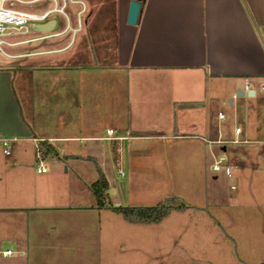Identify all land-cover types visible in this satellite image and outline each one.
<instances>
[{"label":"crops","instance_id":"1","mask_svg":"<svg viewBox=\"0 0 264 264\" xmlns=\"http://www.w3.org/2000/svg\"><path fill=\"white\" fill-rule=\"evenodd\" d=\"M80 1L68 6L72 28L84 9L79 30L0 50V264H116L118 217L96 208L98 173L77 162L107 155L106 141L118 161L146 140L154 155L225 151L220 108L264 100V0H140L134 25L131 0Z\"/></svg>","mask_w":264,"mask_h":264},{"label":"rangeland","instance_id":"2","mask_svg":"<svg viewBox=\"0 0 264 264\" xmlns=\"http://www.w3.org/2000/svg\"><path fill=\"white\" fill-rule=\"evenodd\" d=\"M16 5L33 8L38 4ZM53 17L61 23L62 16ZM248 97L239 98V103L246 105V99L250 107H236V96L235 102L229 100L220 108L225 116L220 123L227 140L225 151L219 144H213L212 150L202 144L192 152L181 146L180 153L154 155L152 145L156 142L146 140L144 147L148 150L137 154V160L131 162L124 151L123 159L118 161L112 144L106 141L107 155L98 154L96 162H77L88 165L98 176L100 171L104 173L112 190L109 191L112 203L153 206L172 196L187 203L184 211L171 210L160 223L153 225L131 224L116 212V264H260L264 261V247L260 249L264 246V235L256 238L253 235L264 229V100L259 96ZM22 102L26 104L24 98ZM237 111L242 116L235 117ZM236 128L243 129L245 134L237 133ZM181 145L185 144L181 142ZM221 154L227 157L230 175L212 168ZM110 213L113 215L112 210ZM239 218L242 224L236 223Z\"/></svg>","mask_w":264,"mask_h":264},{"label":"built area","instance_id":"3","mask_svg":"<svg viewBox=\"0 0 264 264\" xmlns=\"http://www.w3.org/2000/svg\"><path fill=\"white\" fill-rule=\"evenodd\" d=\"M16 3H25V4H38L33 8H22L16 5ZM83 4L80 0H0V50L3 51L4 45H10L19 42H10L11 38L21 37L29 34L30 32L35 31L33 26L36 24L47 23L51 20L57 19L53 15H60L65 19V24L61 29H55V27L48 31L42 32L44 34L37 36L33 39H47L50 37L58 36L64 33L67 30L73 31V33L81 28L80 17L84 12V9L78 11V26L72 28L71 20L68 14L69 4ZM220 118L224 117L223 113L219 114ZM240 129L237 128V132ZM108 134L113 133V129L107 130ZM9 142L10 138L0 135V145L3 147L5 153H9ZM214 171L223 170L226 175L231 174V167L227 162V157L224 154H221L214 162L212 166ZM40 172H46V166H40L38 168ZM3 254L11 255L12 251H4Z\"/></svg>","mask_w":264,"mask_h":264},{"label":"trees","instance_id":"4","mask_svg":"<svg viewBox=\"0 0 264 264\" xmlns=\"http://www.w3.org/2000/svg\"><path fill=\"white\" fill-rule=\"evenodd\" d=\"M40 151L42 154L58 156L54 146L46 140L41 142ZM90 188L96 197V208H109L132 223H157L167 216L171 210H181L187 207V203L178 196L165 199L164 202L153 206H123L114 205L110 201L109 182L103 172H99L98 178L90 184ZM264 264V262L260 263Z\"/></svg>","mask_w":264,"mask_h":264},{"label":"water","instance_id":"5","mask_svg":"<svg viewBox=\"0 0 264 264\" xmlns=\"http://www.w3.org/2000/svg\"><path fill=\"white\" fill-rule=\"evenodd\" d=\"M142 2L140 0H131L130 2V7H129V12L127 16V22L129 24H136L139 18L140 14V8H141ZM56 23V20H51L47 23L43 24H36L33 26V29L35 31L39 32H48L53 29L54 25ZM254 91L251 90L250 94H253ZM239 95H242L244 93L243 90H239Z\"/></svg>","mask_w":264,"mask_h":264}]
</instances>
